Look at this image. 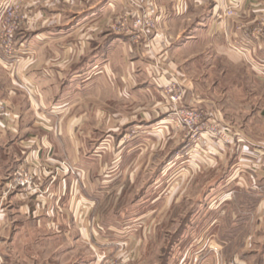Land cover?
<instances>
[{
  "label": "crops",
  "instance_id": "obj_1",
  "mask_svg": "<svg viewBox=\"0 0 264 264\" xmlns=\"http://www.w3.org/2000/svg\"><path fill=\"white\" fill-rule=\"evenodd\" d=\"M11 1L0 0V17L5 16L3 6ZM96 1L21 0L30 8L24 13L28 24L34 23L38 29L15 37L23 53L18 61L5 58L0 49V178L19 166L30 168L35 176L34 190H7L6 183L1 187L0 264H105L104 253L111 245L118 249L123 243L136 242L141 252L145 242L152 239L156 244H149V248L152 252L155 248L156 254L160 251V232L164 236L174 218L171 209L153 212L150 208L143 217L134 213L132 223L138 228L145 226L139 235L114 243L107 237L104 242L99 233L104 236L105 228L112 229L110 236L105 233L115 239L120 228L104 223V207L93 208L92 194L85 190L87 167L98 160L92 152L93 135L104 131V119L111 121L116 116L104 112V92L111 90L105 79L107 71L122 78L117 85L124 100L132 97L125 93L131 86L133 97L156 98V88L169 82L162 71H169L185 87L187 101L213 103L209 95L214 96L217 87L233 84V80L225 82L219 75L213 78L214 74L229 72L243 58L259 51L264 104V0H234L233 16L223 15L230 0H104L100 2L104 22L120 23L116 26L120 33L115 41L105 43L100 57L88 61L86 37L80 46L76 44L78 24L87 25L95 19ZM137 6L154 23L147 31L133 25ZM259 9L262 15L254 16ZM258 17L260 35L252 39L251 29ZM236 37L248 41L244 52L230 48ZM127 58L140 80L128 83L125 74H119V68L130 67ZM97 102L99 108L94 105ZM249 119L241 129L248 141L235 147L241 154H232L235 149L228 145L216 149L213 167L197 174L200 185L210 180L219 184V205L232 199L237 205L228 228L237 234L218 239L222 246H253L259 234L264 236V112L259 128ZM153 130L157 132L156 126L139 134L150 135ZM66 167L70 170H62ZM78 170H83L84 176ZM210 171L213 179L208 176ZM214 186L211 193L216 190ZM247 199L252 202L241 218L238 208L243 202L249 205ZM221 215L202 229L212 226L215 231L216 226V232L221 233ZM147 219L150 225H146ZM147 229L149 236L147 232L145 235ZM239 233L243 236H237ZM117 252L119 257L124 253L120 249ZM170 259L165 264H170Z\"/></svg>",
  "mask_w": 264,
  "mask_h": 264
},
{
  "label": "rangeland",
  "instance_id": "obj_2",
  "mask_svg": "<svg viewBox=\"0 0 264 264\" xmlns=\"http://www.w3.org/2000/svg\"><path fill=\"white\" fill-rule=\"evenodd\" d=\"M230 1L223 12L224 16H227L225 13L228 8H235L234 0ZM96 2L95 11L92 13L95 16L92 18L95 19L90 20L87 25L78 24L80 32L78 34L82 38L76 39V44L80 46V41L86 37V45L90 48V55L86 56L88 61L100 57L105 43L115 41L116 34L120 33L116 30L120 23H113V20L110 22L108 19L104 22V15L100 12V2L104 0ZM21 3V0H14L9 2V5H4L2 15L5 16L0 17V49L3 51L2 47H5L10 37L14 52L12 62L18 61L23 54L20 50L21 43L15 38L17 34L38 29L36 24H28L24 13L30 8ZM260 9L254 16L262 15ZM259 20L258 17V21L253 25L255 27L251 29L252 39L260 35ZM239 39L236 37L235 40L239 42ZM234 41L229 44L230 48L242 52L239 50V44ZM3 56L7 58L5 53ZM82 57L84 55H81ZM247 57L246 59L242 57L241 63L238 61L240 64L231 67L229 72L214 74L213 78L219 75L218 77H222L225 82L230 83L233 80V84L226 87V83H222L217 87L215 95H209L212 96L213 103L194 102V99L187 101L185 87L180 86L176 75H171L169 71H162L169 82L156 88V98L154 96L149 101V95L133 97L134 87L131 86L127 87L125 93L132 97L124 100L121 99L122 96L120 98L122 94H119L120 86L117 85L122 78L120 80L118 74H113L111 70L107 71L105 79L111 90L105 89L104 92V112H111L116 116L111 121L104 119V131L97 136L93 135L92 152L95 157L98 156V160L94 161L93 166L87 167L88 183L85 190L92 194L93 208L104 207V223L118 225L121 232L116 233L118 237L115 239L109 238L113 232L109 228H105L109 236L105 231L104 236L101 233L99 235L101 238L104 237V242L108 237L112 243L127 241L133 234L139 235L145 226L140 228L135 226L136 223H132L133 215L137 213L138 217H143L148 214L150 208L154 209L153 212L156 209L160 212L161 208L167 207L171 209L174 218L172 225H168L165 235L162 236L160 232L163 239L157 254L155 248L153 252L152 247L149 248V244L153 246L155 243V239H152L145 242V251L141 252L138 247L136 248V242L123 243L125 245L118 247L124 252L121 257L115 244L111 245L112 247L107 248L109 251L104 253V260L112 259L114 264H124L123 260L125 264H154L156 261L157 264H165L170 258V264H264V243H261L263 235L259 234L258 238L261 241H256L253 246L221 245L218 239H228L231 234H237L228 230L231 213L236 211L237 205L233 203L234 199L232 202L219 205L221 197L216 198L219 184L213 183V180L201 185L196 181L198 172L213 167L214 156L218 153L216 149L224 148L226 145L235 149L236 146L239 147L248 141L242 128L249 117L252 118L251 122L255 127L260 126L261 115L264 112V104L261 101V56L260 52L256 51ZM129 60L130 58L126 59L127 62ZM128 64L130 67L127 69L119 68V74H125V82L131 83L133 79L138 81L137 70L131 68L133 63ZM171 96H178V99L172 101ZM135 99L141 101L136 103ZM94 105L98 108L101 106L99 102ZM185 107L199 111L202 125L197 130L187 128L177 120V111ZM106 117L104 114V118ZM139 124V127L134 126ZM151 126L153 128L156 126L157 132L153 130L150 135L139 134L140 130L149 129ZM137 142L140 145L136 144ZM133 146L137 149L132 150ZM236 149L232 154L236 151L241 154ZM100 150L103 151L100 153ZM14 170L0 178V191ZM78 173L80 176L85 174L83 170H78ZM211 175L212 171L208 176L213 179ZM212 185H215L216 189L213 193ZM34 189L32 187L31 190ZM246 202H249V205L243 202L241 208L238 206L241 218L245 216L244 212L250 207L252 199H247ZM220 214L222 222L224 221L221 233L216 232V226L215 231L212 226L209 230L202 229L213 220H218ZM149 220L147 219L146 225L151 224ZM133 226L137 227L138 229H135L138 231L132 228ZM239 226L241 229L244 227L242 224ZM146 232L149 236L148 229L145 235ZM158 238L159 236L156 240Z\"/></svg>",
  "mask_w": 264,
  "mask_h": 264
},
{
  "label": "built area",
  "instance_id": "obj_3",
  "mask_svg": "<svg viewBox=\"0 0 264 264\" xmlns=\"http://www.w3.org/2000/svg\"><path fill=\"white\" fill-rule=\"evenodd\" d=\"M235 14V10L233 8H228L225 15L231 16ZM122 24V23H121ZM134 27L139 28L140 30H148L149 28L154 26L152 19L145 13L139 11V6L136 7L135 15H134ZM11 31V30H9ZM8 31V33H10ZM8 43H6L3 48V52L5 53L8 59H12L14 52H12L11 39L10 37L7 39ZM239 44V50L244 52L248 47V41H234ZM234 47V44L232 45ZM178 96H171L172 101H176ZM2 107V105H0ZM177 120L186 126L187 128L197 130L200 128L201 124V115L199 111L192 107L181 108L176 113ZM66 171L70 170L69 167L64 168ZM35 181L34 173L30 170V168L25 166L17 167L6 182L7 190H17V189H32ZM112 259H106L105 264H114ZM125 264V260L123 262ZM119 264V263H116Z\"/></svg>",
  "mask_w": 264,
  "mask_h": 264
}]
</instances>
